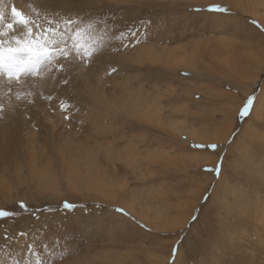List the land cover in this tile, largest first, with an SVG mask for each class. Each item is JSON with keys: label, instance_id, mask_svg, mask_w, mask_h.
I'll list each match as a JSON object with an SVG mask.
<instances>
[{"label": "rangeland", "instance_id": "rangeland-1", "mask_svg": "<svg viewBox=\"0 0 264 264\" xmlns=\"http://www.w3.org/2000/svg\"><path fill=\"white\" fill-rule=\"evenodd\" d=\"M116 5L105 2L98 19L93 17L86 24L96 21L116 36L137 32L136 38L117 40L125 54L148 43L162 49L152 57L153 62L146 57L134 64L127 62L128 56L115 63V72H107V76L117 73L116 79L127 86V100L128 94L143 97L138 88L144 96L148 91V98L158 97L161 120L152 118L150 132H145L150 126L141 123L138 127L123 116L121 133L125 137L115 146L121 161H104L100 151L98 160L113 179L104 186L120 189L112 197L103 184V194L101 185L98 191L80 184L70 188L59 160L51 165L53 185L40 184L25 155L15 153L18 159L10 161L12 173L0 179V209L18 213L0 219V264L13 260L16 264H172L178 258L177 264H255L260 250L264 251V223L259 221L264 214V0H135ZM211 5L228 11H208ZM252 12L260 17H253ZM173 52L193 58V76H184L183 67L167 62L174 57L168 53ZM253 93L257 97L254 106L261 111L257 116L251 112L246 118L239 117L238 108ZM73 116L80 133H86L84 128L90 131L81 113ZM33 132L42 141V155L48 156L52 142L41 138L42 128L35 124ZM139 134L153 136L150 148L132 146L138 143ZM129 135H137L130 145ZM112 136L100 139L113 141ZM99 142L96 145L103 147L109 141ZM213 143L219 146L217 151L194 147ZM221 162L218 176L206 171ZM129 195L140 198L139 205L147 201V211L136 210L149 213V227L122 208L121 203L127 202L124 196ZM21 202L27 211L19 208ZM64 202L77 207L65 210ZM155 211L165 218L164 222L161 217L158 220L165 225L157 223ZM151 225L168 228L153 229ZM5 231L12 238L7 242ZM174 246L181 256L173 253Z\"/></svg>", "mask_w": 264, "mask_h": 264}, {"label": "bare ground", "instance_id": "bare-ground-1", "mask_svg": "<svg viewBox=\"0 0 264 264\" xmlns=\"http://www.w3.org/2000/svg\"><path fill=\"white\" fill-rule=\"evenodd\" d=\"M126 1L127 2H124V0H56V3L54 4L55 12L52 13L51 16L49 15V13H41V16L36 21L37 23H45V20L49 18L55 21L56 19H63L69 16L77 20V22L80 24V30L84 34V39L81 41V43H85L86 41L85 47L91 48L92 46H94L98 50L99 54L94 58L90 66H85L83 63L74 61L72 66L66 72L61 73L56 70H54L53 72H48L45 70L43 71L42 75H37L36 77H25V83L14 84L11 86V90H9V87L7 85V79L0 77V103H3L5 106L6 115V118L4 120H0L1 181L3 180L2 178H5L3 175H5L7 172L12 173L13 163L10 161L18 159L14 155L17 152H20L23 153L26 157V160L30 162L29 169L31 170V173L33 170L35 171L34 175L37 176L40 184L46 183L48 186V183H50V181L52 182L55 173H53L54 167L52 168L51 165L52 163L55 164V161L59 160V167H61V170H63V174H65L66 172L64 176L66 177L67 175L69 179L68 186L70 188L74 189L77 187L78 184H80L81 187L85 185V189L90 188L92 190H97L96 188L101 185V194H103L102 184L104 186V182H107V180L109 183H112L113 179L110 175L111 172L106 171L103 168V164L101 161L98 160V157L102 155L103 157L101 158H104V161L107 162H114L116 159H119V161H121V153L115 146H117L119 140H122L123 135L125 137V134L121 133V124H123L122 121L124 119L123 116H125L127 120L130 119L129 121L131 123H135L136 125L143 123L141 125L150 126L149 128L146 127L147 129L144 128L145 132H150L152 125L150 121H152V118H154L153 121L161 120V108L159 112L157 111V109L159 110L158 107L162 105L160 102H156V99H158V97L156 98V96H154L155 100L150 97L149 99L147 95L149 94L148 91L145 97L140 91L141 89L138 88L139 94H141L143 97H131L132 95L128 94L129 99L127 100V93L129 92L127 86H122L123 82L118 81L116 79L117 73H113L110 76H107V72L112 69L115 63L127 60L128 56L130 57V59L127 62H132L134 64H139L140 60L144 61V58L146 57L147 59L149 58L152 61V57H155L158 52L162 51V49L160 47H153V45L151 46L148 43V45H139L128 54H125L122 52L123 50L121 49V43L119 44V41H117L116 39V34H113V32L109 31L107 28L100 27L96 21H93V24H91V22L86 24V20L91 21L93 17H97L98 19V17L101 15V13L98 12L101 11V8L104 6L105 2L115 3L117 4V7H120L121 4H127L135 0ZM8 2L14 4L19 10L23 11L25 14L30 15V5L32 7H35L37 5L38 0H6V3ZM133 4H135V2ZM114 12L118 13L119 11L114 8ZM255 14L260 17L258 13ZM255 14L254 12L251 13L253 17L256 16ZM259 21L262 22V19H259ZM89 25H91L90 28L88 27ZM5 46H8V44L6 43ZM12 46H14V42H12ZM210 49L212 48L210 47ZM168 54H172L174 56L175 53L173 52ZM179 56L175 55L174 57H168L169 59L167 62L172 61L173 64H178L177 67H183L184 76H193L195 73L192 69L194 64L193 58H188L189 56L185 57L184 55H182L184 58H182V56ZM108 57L110 58L109 60H107ZM61 62L65 64L68 63V61ZM167 62L165 63L167 65H170V63L168 64ZM170 66L172 67V65ZM65 79H67V83L64 82ZM17 94L21 95L22 97L25 95H29V98L34 99V103L26 104V102L23 100L16 101L14 97ZM48 96H53L54 99L49 101L47 100ZM258 100L261 99L259 98ZM61 103L71 105V107L66 112L62 111L59 107ZM155 103H157L158 106H154ZM241 103L242 102H240V104ZM241 106L242 104L239 108L237 106L238 110L241 108ZM255 108L256 106H254L251 112H255L254 115L257 116L256 114H258V112H260L261 110L258 109L259 107L256 108V110ZM13 109L14 113L12 111ZM238 110L236 111L238 112ZM234 112L235 111H233V113ZM73 113H81V115L87 121L90 131H88L89 129L87 128L83 129V131H85L86 133H80V130H77V123L74 122ZM151 113H153V115L156 114V116H150ZM235 114L236 113H234V115ZM109 115L112 116L108 118ZM139 116H143L146 118H141V121L139 119ZM65 117L68 118L66 119ZM33 124L42 128V139L52 142V147H54L55 151H53L51 147L52 152L50 150L48 156H45L46 154L42 155V151L41 149H39V145L42 141L36 140L37 134L33 132ZM106 124L113 125V127H108L106 126ZM141 125H139L138 127H140ZM231 125H233V123H231ZM129 126L131 125L129 124ZM173 126L174 129L176 128L175 131L173 129V132H176L177 126ZM180 132L181 131H179V133ZM111 133H113V136L111 138V140L113 141H110L106 138L107 141L105 139H102V143L100 137H106ZM139 135L141 137L138 140V143L135 142V145L132 146H135L137 148H140L141 146H147L150 148L149 144L153 142V136H149V134H147L148 136L145 134ZM136 136L129 135V137L126 138L127 142L129 143L128 145L133 144L134 141L132 138ZM89 137L91 139L92 137L95 138L94 140L92 139L93 141H91ZM197 139L198 138H196V140ZM98 142L100 143V145H104L108 142L109 145L106 144L103 147L98 146L96 145ZM89 143L93 145V147L95 145L97 147L92 148L91 145L87 146L89 145ZM59 147L61 148V151L58 149ZM100 151L103 152L101 153V155L99 154ZM53 152L55 153L53 154ZM139 157L141 156L139 155ZM74 167L78 168L76 172L73 171ZM17 168L18 165L16 164V167H14L15 171H17ZM112 173H117V171L113 170ZM73 177H75V180H71V178ZM76 178L82 179L84 180V182L79 183ZM105 184L108 185V183ZM51 185H53V183ZM100 188L98 190H100ZM117 190L120 189L116 186L111 185H108V188L104 189V191L109 193L108 197H112V194H115ZM57 191L56 194L60 193ZM51 197L55 198V195H51ZM143 198L145 199V196ZM124 199L127 202L121 203V206H123L122 208L128 211L136 218L139 217V219H142L138 220L141 222L144 221L143 223H147L146 225L147 227H149L150 216L149 213H145V211H147L145 210V208L149 206L147 201H144L143 205H139L141 204L138 201V199L140 200V198H135L134 196L129 195L128 197L124 196ZM112 203H116V201L113 200ZM142 208H144L145 210L143 211L144 213H139V211L136 210L139 209L140 211H142ZM172 208L175 209V207ZM158 214L159 213L155 211L154 215L157 219V223L161 221L160 217L162 219V215L160 214L159 217ZM142 216H144L145 219L141 218ZM259 219L261 223H264L263 213L259 215ZM159 224L165 225L163 223ZM162 225H160V227L151 225V227H154L153 229L158 227L161 229L163 227ZM163 230L164 229H162V231ZM171 242L173 243V241ZM261 244L262 243H260L259 245ZM173 245L174 243L172 244V246ZM172 246L170 247L169 251H171ZM180 253L181 252H179V254ZM258 256L260 257V259L256 261L255 264H264V251L260 250ZM176 262L175 264L178 263ZM132 264H135V261L132 262Z\"/></svg>", "mask_w": 264, "mask_h": 264}, {"label": "snow or ice", "instance_id": "snow-or-ice-1", "mask_svg": "<svg viewBox=\"0 0 264 264\" xmlns=\"http://www.w3.org/2000/svg\"><path fill=\"white\" fill-rule=\"evenodd\" d=\"M56 0H38L37 5L31 8V14H25L19 10L14 4L6 0H0V76L7 77V85L9 90L14 84H22L26 81L25 77H36L42 75L43 71L53 72L54 70L61 73L68 71L74 61L90 66L94 58L99 54L98 50L93 46L86 48L85 43H81L84 34L80 30V24L71 16L63 19L51 18L45 20V23H37V19L41 13H49L51 16L55 12L54 4ZM208 11L224 13L228 9L220 5H211ZM255 23V21H253ZM89 28L91 25L88 26ZM137 32H120L116 37L117 40H127L136 38ZM14 42V46H12ZM70 42V43H69ZM139 43V40L136 41ZM6 43L8 46H5ZM71 58V59H70ZM61 61H68L67 64ZM116 69L112 68V72ZM67 83V79L64 80ZM14 99L16 101H25L26 104H33L34 99L29 95L21 96L17 94ZM53 96H48L47 100H53ZM257 97L255 93L247 96L241 109L239 117L246 118L250 115ZM19 106V105H18ZM62 111H67L71 105L61 103L59 105ZM14 113V109L12 110ZM5 106L0 103V120H4ZM66 119L68 117H65ZM197 149H207L217 151V144H199L194 145ZM210 173L217 176L222 171V162L218 163L215 168L206 169ZM65 210L74 211L76 204L64 202ZM19 208L27 211V205L21 202ZM115 211L128 215L123 209H115ZM18 215L17 212L0 209V219L13 218ZM5 241L12 238L5 231ZM173 253L179 254V247L174 246ZM12 264H16L13 260ZM39 264V262H37ZM172 264H175L173 259Z\"/></svg>", "mask_w": 264, "mask_h": 264}]
</instances>
